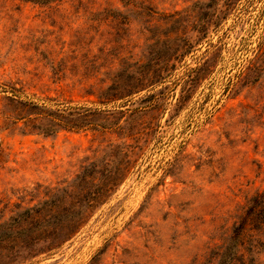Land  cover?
<instances>
[{
    "label": "rangeland",
    "instance_id": "1",
    "mask_svg": "<svg viewBox=\"0 0 264 264\" xmlns=\"http://www.w3.org/2000/svg\"><path fill=\"white\" fill-rule=\"evenodd\" d=\"M258 190L264 0H0V264H210Z\"/></svg>",
    "mask_w": 264,
    "mask_h": 264
},
{
    "label": "trees",
    "instance_id": "2",
    "mask_svg": "<svg viewBox=\"0 0 264 264\" xmlns=\"http://www.w3.org/2000/svg\"><path fill=\"white\" fill-rule=\"evenodd\" d=\"M215 244L210 264H264V190L256 191Z\"/></svg>",
    "mask_w": 264,
    "mask_h": 264
}]
</instances>
